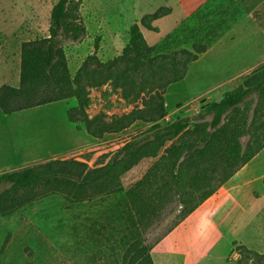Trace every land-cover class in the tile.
<instances>
[{"label":"rangeland","instance_id":"374dc122","mask_svg":"<svg viewBox=\"0 0 264 264\" xmlns=\"http://www.w3.org/2000/svg\"><path fill=\"white\" fill-rule=\"evenodd\" d=\"M57 1L0 0V87L19 86L22 45L48 37L50 12ZM76 1L81 3L79 13L86 28V35L77 43L62 42L71 78L75 77L84 60L93 54L101 63L112 62L121 56L129 42L131 25L141 15L150 12L149 10L162 2V0ZM200 1L192 0L191 7L197 6ZM231 2L238 4L250 15L251 44L255 51L263 50L262 58H257L259 60L253 63L249 72L251 73L264 65V0ZM175 47L176 45H171L163 55H168L167 52L172 53ZM152 56L158 57L161 54ZM208 60L206 65L214 62L215 57L210 56ZM198 74L196 70L189 74L186 83H189L191 90L199 85L193 83L201 85L218 78L211 73L198 78ZM167 89L168 87L165 94ZM176 89L173 88L165 99L167 116L162 124L172 122L176 118L194 117L213 101L205 94L185 103L187 98ZM120 93L118 89L112 90L111 86L89 90L90 105L85 111L87 116L92 118L104 114L108 121L114 115L130 113L134 107L144 109V102H149L150 96L154 94L146 96L142 93L135 104L128 105L121 99ZM257 100L256 95L251 97L246 109L240 111L238 115L240 120L230 116L223 124L238 128L246 119L245 123L249 125ZM76 107V100L69 99L23 111L6 119L0 116V175L18 173L30 166L66 159L83 161L90 158L87 164L93 168V164L100 156L114 153L133 135L150 126L136 122L121 133L105 134L102 138L96 139L86 133L82 124L68 122V111ZM204 121L209 122L210 118L207 117ZM240 144L248 153L254 147L262 146L261 151L264 152V145L259 137H241ZM155 161L145 159L124 174L120 179L121 192L93 197L78 203H70L61 195H49L8 216H0V264H122L125 254L134 253L135 245L139 242L145 247H151L178 220L180 208L177 202L166 205L160 218L153 220L144 232L137 225L126 192L143 178ZM260 175H264V170ZM260 175L246 183L239 197L233 198L231 195L222 197V192L225 191L223 189L213 200L216 203L214 209L224 212L218 214L222 217L215 219L218 229L213 243L216 245L214 251L218 259L216 264H224L223 258L228 256L227 261L235 264L239 256L233 255V252L240 246H245L258 254L264 253V245L257 234L260 229L258 227L264 224V203H258L264 190ZM91 192L92 190L88 189L87 195ZM223 215L228 217L224 218L226 216Z\"/></svg>","mask_w":264,"mask_h":264},{"label":"trees","instance_id":"16d2710c","mask_svg":"<svg viewBox=\"0 0 264 264\" xmlns=\"http://www.w3.org/2000/svg\"><path fill=\"white\" fill-rule=\"evenodd\" d=\"M80 6L76 0H58L50 12L48 37L22 45L19 86L0 87V111L12 115L75 99L77 107L68 111V122L82 124L93 138L121 133L136 122L150 126L132 136L114 153L100 156L93 168L87 164L90 158L66 159L0 175V216H8L49 195H61L70 203H78L121 192L120 179L124 174L145 159H155L143 178L127 190V200L137 225L144 232L153 220L160 218L168 204L177 202L178 220L151 247L139 242L134 253L125 254L122 261V264H153L150 256L153 246L261 151L263 146L254 147L248 153L246 148L242 149L240 139L259 137L264 145V65L245 76L240 86L224 93L218 101L208 103L194 117L176 118L162 124L167 116L166 88L184 80L189 66L206 48L194 45L192 50L153 57L154 48L147 45L139 25L134 23L121 56L101 63L93 54L71 78L62 42L77 43L85 37ZM168 13L167 9H159L143 16L140 25L154 31L151 23ZM103 86L120 90L121 99L128 105L135 104L142 93L154 94L149 102H144V109L134 107L130 113L114 115L108 121L104 114L89 118L85 112L90 105L89 90ZM254 95L258 100L249 125L246 119L238 128L223 124L230 116L240 120V111L246 109ZM207 117L209 122L204 121ZM88 189L92 192L87 195ZM235 250L239 256L235 264H264V253H255L245 246Z\"/></svg>","mask_w":264,"mask_h":264},{"label":"crops","instance_id":"0c3cea01","mask_svg":"<svg viewBox=\"0 0 264 264\" xmlns=\"http://www.w3.org/2000/svg\"><path fill=\"white\" fill-rule=\"evenodd\" d=\"M191 6L192 0H162L161 4L141 15L134 23L139 25L147 45L154 48L156 55L165 54V50L171 45H176L173 49L175 51L192 50L194 45L206 48V52L199 54L197 60L189 66L184 80L168 87L164 101L173 88H177L178 93L187 98L185 103L205 94L209 95L212 102H216L224 93L242 84L243 77L249 74L253 63L262 58L263 50L253 49L251 44L252 19L238 4L231 0H201L197 6L193 8ZM159 9H167L169 13L151 23L154 31H149L140 25L143 16L153 14ZM172 53L167 52L166 54ZM210 56L215 57V61L206 65ZM193 70L198 71V78H203L208 73L218 78L211 83H201V85L193 83L196 86L199 85L191 90L189 83L186 82ZM0 114L5 119L11 116L4 115L1 111ZM263 158L262 150L230 178L216 194L154 245L150 251L153 264H216L218 259L215 257L216 245L213 243L218 229L215 219L222 217L218 214H224V212L214 209L216 203L213 200L223 189L225 191L222 192V197L228 195L233 198L239 197L246 183L259 176L264 170ZM263 178L264 175L262 185ZM258 203H264V190L261 192V199ZM242 216L243 214L240 218ZM263 225L258 227L260 229L259 233L257 232L262 245H264ZM233 255L237 256L235 252ZM228 257L223 258L224 264H233L227 261Z\"/></svg>","mask_w":264,"mask_h":264}]
</instances>
